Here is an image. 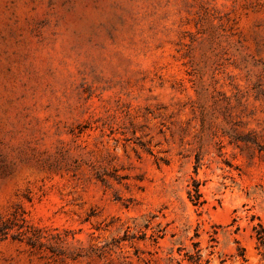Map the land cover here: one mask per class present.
I'll return each mask as SVG.
<instances>
[{
	"label": "rangeland",
	"instance_id": "obj_1",
	"mask_svg": "<svg viewBox=\"0 0 264 264\" xmlns=\"http://www.w3.org/2000/svg\"><path fill=\"white\" fill-rule=\"evenodd\" d=\"M15 210L0 264H264V0H0Z\"/></svg>",
	"mask_w": 264,
	"mask_h": 264
},
{
	"label": "trees",
	"instance_id": "obj_2",
	"mask_svg": "<svg viewBox=\"0 0 264 264\" xmlns=\"http://www.w3.org/2000/svg\"><path fill=\"white\" fill-rule=\"evenodd\" d=\"M194 194L190 191L188 192L189 198L194 205H199L201 203L198 192L197 183L194 182ZM15 229V233H12L11 236L13 239H18L20 241H25V243L32 249H41L46 245L44 242L48 240L47 229L42 227L35 226L29 223L24 217V212H18L17 210L13 211L6 218L0 219V240L5 239L10 231ZM257 238L260 243L264 245L263 234L261 231L257 232ZM194 252L187 256V260L190 264H208V261H202L200 249L194 244Z\"/></svg>",
	"mask_w": 264,
	"mask_h": 264
}]
</instances>
